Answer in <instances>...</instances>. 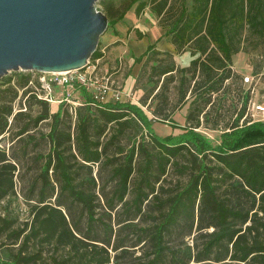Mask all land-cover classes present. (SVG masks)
Segmentation results:
<instances>
[{
	"label": "trees",
	"instance_id": "16d2710c",
	"mask_svg": "<svg viewBox=\"0 0 264 264\" xmlns=\"http://www.w3.org/2000/svg\"><path fill=\"white\" fill-rule=\"evenodd\" d=\"M98 4L108 26L133 5L136 17L148 8L176 54L191 60L179 67L149 45L133 59L137 105L95 99L77 85L80 101L51 113L39 98L40 73L0 79V264H264V122L247 110L257 83L245 89L232 68L234 55L264 45V0ZM98 46L92 63L103 57ZM122 66L115 61L107 86ZM250 66L252 78H264L262 60ZM183 107L180 126L173 116ZM153 122L182 133L157 136ZM23 162L34 173L19 223L9 204Z\"/></svg>",
	"mask_w": 264,
	"mask_h": 264
},
{
	"label": "water",
	"instance_id": "95a60500",
	"mask_svg": "<svg viewBox=\"0 0 264 264\" xmlns=\"http://www.w3.org/2000/svg\"><path fill=\"white\" fill-rule=\"evenodd\" d=\"M99 1L0 0V79L85 69L108 26Z\"/></svg>",
	"mask_w": 264,
	"mask_h": 264
},
{
	"label": "rangeland",
	"instance_id": "374dc122",
	"mask_svg": "<svg viewBox=\"0 0 264 264\" xmlns=\"http://www.w3.org/2000/svg\"><path fill=\"white\" fill-rule=\"evenodd\" d=\"M97 10L99 11L101 9V6L97 3L96 4ZM134 8L135 5L131 7V9L126 13L124 20L122 21V27H123V32L122 35H119L118 37L121 40H117V42L113 45V49L108 51V49H105V34H103L100 37L99 40V50L102 53L104 51V58L99 60L97 62L98 67L95 71V65L90 61V65H87L88 68L85 69V72L88 74L91 73V76H94L92 78L94 81L97 82V84L104 85V79L110 74V71L106 70L105 68L107 67H112L115 65V62H113L115 59H118L123 62V66L120 70V72L117 75L111 76L114 77V82L111 87V85L106 86V93H105V100H115L116 97H118L121 100H126V101H136V95L132 93V91H128L127 88L124 87L122 88L123 80L122 76L125 72L128 71V65L132 63V59L135 56H138L141 53V49L144 48L145 50L149 45L154 44V41L151 40L149 35L157 37V46H162L164 47L165 45L168 46L167 39L165 38L162 30L158 27V20L155 17L154 14H151L148 10V8H145L143 13L136 17L134 15ZM121 31V28H119ZM113 33V26H107V29L105 33ZM140 34V38L137 36ZM116 36V35H115ZM256 50L260 53H252L251 55H247V60L245 61V64L248 65V68H243L240 73V76H248L251 73V66H250V61L259 59L262 60L264 64V45H259ZM240 61V62H239ZM234 64L242 63L241 59L236 58L233 60ZM108 69V68H107ZM42 76L45 78L50 79L51 77H67V76H52L50 74L46 73H41ZM11 76L10 73L6 74L5 77ZM253 81L257 83L256 86V91L253 93V98L252 100L254 101H263L264 100V78L261 80H256L253 78ZM96 84V85H97ZM114 85L120 87V90L118 92L111 90L114 88ZM120 85V86H119ZM110 87V88H109ZM243 87L245 89L248 88V85L243 84ZM93 90V89H91ZM94 91V90H93ZM82 93V91H80ZM80 92L79 91H72L70 88H67L66 86L62 87H54V89L51 90L50 92V98H51V103L49 110L50 112H55L57 109V102L63 100V98H66L67 101H72V99L76 98L77 101H80ZM20 99L17 98L15 102L13 103V108L17 110L19 108ZM64 101V100H63ZM186 107H183L180 111L176 112L174 120L175 122L182 126L183 121H182V116L184 114ZM41 129L46 132L47 127L45 125L41 126ZM153 132L157 136H161L163 134V124L160 123H155L152 127ZM170 133L172 135H178L181 134V130L175 129L171 130ZM203 134L208 137L213 143H215L219 139V134L218 133H210L204 131ZM7 136V135H5ZM11 143L8 141L7 137H5V141L1 143L2 146L8 147ZM15 149L19 151V146L14 145ZM20 153V151H19ZM34 173V169L30 170V166L28 165L27 162L22 163V168L20 167V174L22 178L19 180L18 178L16 179V191H17V196L15 198H11V203L9 204L10 207V212L13 215H16L18 217L19 223L24 222L27 217H28V211H29V206L24 199L26 195H28V186H30L32 182V175ZM5 204H1V207H5ZM71 214L78 219L79 217V208L76 206H73ZM83 219V218H81ZM79 227L81 229L84 228L83 226V220L79 223ZM84 230V229H83ZM186 241L190 242L191 237L187 238ZM178 241L172 238L169 242L170 247H177Z\"/></svg>",
	"mask_w": 264,
	"mask_h": 264
},
{
	"label": "built area",
	"instance_id": "2783aa9c",
	"mask_svg": "<svg viewBox=\"0 0 264 264\" xmlns=\"http://www.w3.org/2000/svg\"><path fill=\"white\" fill-rule=\"evenodd\" d=\"M95 7L97 10L98 6L95 5ZM88 65H90V60ZM87 68L88 66L85 69ZM85 69L78 71H71V72H63V73H46L52 76H58V75L67 76L62 78L51 77L50 79H48L40 75L39 91H41V94L39 95V98H42L43 100L47 101L50 104L51 103L50 92L52 89H54V87L66 86L67 88H70L72 91H75V87L78 85L79 87L93 89L94 91L93 90L92 91L94 93L95 99L105 100L104 97L107 86L105 81L103 82L104 85L99 86L97 82L92 79L94 77L91 76V73L87 74L85 72ZM242 80L244 84L249 85L252 83L253 78L251 75H248V76H243ZM118 99H119L118 97L115 98V100ZM63 100L67 101L66 98H63ZM63 100L58 101L57 104H59ZM247 110L254 121L264 122V101H254V100L250 101Z\"/></svg>",
	"mask_w": 264,
	"mask_h": 264
},
{
	"label": "crops",
	"instance_id": "0c3cea01",
	"mask_svg": "<svg viewBox=\"0 0 264 264\" xmlns=\"http://www.w3.org/2000/svg\"><path fill=\"white\" fill-rule=\"evenodd\" d=\"M124 20V18L121 20V21H119L118 23H116L114 26H113V31H115L116 32V36L113 34V33H104L105 35V42H106V45H105V49H108V51H110V50H112L113 49V45L117 42V40H121L120 38H117L118 37V34L119 35H122V32H123V27H122V21ZM119 28H121V31L119 30ZM160 28V27H159ZM161 30H162V32H163V34H164V36H165V32H166V29H162V28H160ZM118 33V34H117ZM150 36V38H151V40H153L154 41V45H155V47H156V49H158V50H160V51H167V52H169V53H171L172 55H173V57H174V60H175V63L179 66V67H186L188 64H189V62H190V60H191V57L189 56V54L188 53H183V54H176V51H175V49H174V47L169 43V39H168V37L167 36H165V38L167 39V43H168V46L167 45H165L164 47H162V46H157V37H156V35L155 36H152V35H149ZM144 48H142L141 49V53H143L144 52V50H143ZM140 53V54H141ZM139 54V55H140ZM138 55V56H139ZM102 58H100V59H98V60H96L95 62H94V64H96V65H98L97 64V62H99V60H101V59H103L104 58V51H102ZM138 56H135L134 58H136V57H138ZM235 57L236 58H239V60L241 59V61H242V63H238V64H234V62H233V60L235 59ZM134 58H131L132 59V63H130V64H127L128 65V71H129V73H128V76L126 77V78H122V80H123V86H122V88L124 89V87L125 88H127L128 89V91H132V93L134 94V95H136L137 97H136V101L134 102V101H129L131 104H135V105H137V100L140 98V96L142 95V92L140 91V90H134L133 89V86H134V82H135V78H136V76H137V73H138V71H139V68H140V65L139 64H134L133 63V59ZM116 60H118V59H115L113 62H115ZM247 60V55L246 54H244V53H242V52H239V53H237L236 55H234L233 57H232V68H233V70L234 71H236L237 73H242L241 71L243 70V68H248V65H246L245 64V61ZM240 62V61H239ZM96 65H95V68H96ZM113 67L114 66H112V67H107V68H109V71L112 73V71H113ZM107 68H105L106 70H108ZM117 71V70H116ZM116 71H114L112 74H115V73H117ZM250 75V74H249ZM105 101H109V100H105ZM118 101H121V102H124V101H126V100H121V99H118ZM185 111H186V109H185ZM185 111H184V114H183V116H182V121H183V125H184V115H185ZM176 114V113H175ZM174 117H175V115L173 116V119H174ZM175 121V120H174ZM155 123H157V122H153L152 123V127H153V125L155 124ZM161 124V123H160ZM182 125V126H183ZM163 134L160 136V137H164V136H166V135H170L171 133H170V127L168 126V125H164L163 124ZM172 130V129H171Z\"/></svg>",
	"mask_w": 264,
	"mask_h": 264
}]
</instances>
